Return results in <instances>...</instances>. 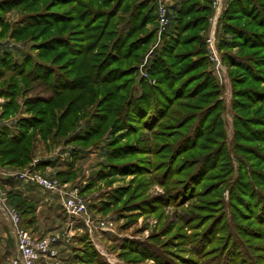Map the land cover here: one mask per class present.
Instances as JSON below:
<instances>
[{"label":"trees","instance_id":"obj_1","mask_svg":"<svg viewBox=\"0 0 264 264\" xmlns=\"http://www.w3.org/2000/svg\"><path fill=\"white\" fill-rule=\"evenodd\" d=\"M36 1L28 0L27 3L23 2V4L25 3L24 7L33 8ZM87 1L90 4L84 2L79 5L83 9L81 12H73V14H69V16L63 18L59 12L36 11L33 14H27L21 20L24 23V28L12 30L11 35L14 37L26 34L31 30L35 32L38 28L42 27L33 36L42 39L49 28L51 29L55 25L72 24L71 28H73L67 36L53 34L50 37L42 39V42H40L39 59H47L52 55L51 62H44V64L41 60L40 62L42 63L32 61L31 58L27 57L20 63H17L10 60L9 55L0 59V79H5L3 82L4 86L0 88V97L9 99V102L4 106L3 117L17 110L14 99L20 90L18 79L24 80L26 86L29 82L41 83L54 92V97L48 102L26 103V109H28L27 111L30 113V116L16 122V133L12 134L7 128L0 130V167L19 170L28 165L33 158L36 136L40 137L44 142H54L57 139L63 138L70 130L74 129L75 122L80 121L81 118H85V115L82 113L85 108H88L87 100H84L85 95L90 97L96 96L98 95V91H101L104 87L105 91L101 97V101H104L102 104L104 106L99 108L101 111H99L98 115L96 114L98 118L92 116L86 120L88 123L83 133L75 134L72 137L74 139L73 142L87 144L96 139L112 114L116 115V120L111 124L110 129L116 130V133L118 128H114V126L119 122L126 123L131 128L139 124L143 125L144 129L149 130L151 133L158 131L157 129L161 125V127L179 125V127L173 130L174 134L169 137L176 138L177 141L172 144L173 146L167 161L163 160L156 166L157 168L155 167V172L160 174V185L163 187L164 193L147 201L140 200L135 204L140 207L148 206L149 208L147 209H152V212L158 210L159 206L165 204L169 206L170 203L176 200L177 202L180 201L178 207L197 199L198 204H196L197 202L194 204L189 214L194 215L195 218L178 226V234L175 235H179V238L173 244L172 242L169 244L167 241L157 243L152 236L149 245L153 249L162 251L170 250L173 247L175 250H181L182 245L188 242V238L184 235L182 236L180 233L181 228H185L186 225L188 227L189 224H198L196 229L201 230L199 232L200 235L198 234L195 238L196 241L193 242L192 246L195 243H199V247H203L206 244L204 242L212 238L207 240L205 237L208 235L222 237L221 239H223L220 244L211 248L214 252L205 254L203 259L220 255L221 260L224 258L222 262L226 263L225 260L228 261L233 254L235 255L230 250L249 249L247 245L249 238L255 239L258 242L264 241V194L257 188V186H264V177L261 178L255 174L258 170H253L252 167L244 169V175L241 174L239 177L242 180L239 178L236 181L232 180L231 184L226 188L229 202L232 205L229 208L232 207L234 209L235 216L239 219H243L244 215L248 217L245 222L246 228L241 230L238 228L240 226L233 222L234 218H231L229 215V219H227L225 215L219 191L220 186L223 184H219L216 188H213V185L218 181H222V177L226 174L221 166L225 163H230L229 154H226V158L220 154L221 147H223L221 146L222 144H215L214 148H209L201 157L192 159L183 158L179 161L184 153L198 148V141L202 136V134H199L200 128L201 131H207L206 136H209L212 134L218 135L220 132L214 133L213 130L221 127L220 113L222 108L219 109L217 104L219 90L214 84L211 73L205 71V67L208 68L211 63L205 48L202 46L196 48L194 53L202 55L189 62H187L188 57L185 56L189 52L181 53L178 51L183 46L195 45L200 42L197 33L188 38L180 37L190 31L198 32V29L203 25L204 16L200 15V13L205 12L203 9L205 6L198 2L201 0H179L180 6L176 9V16L170 28L171 31L168 32L165 38V48L160 50L156 55L152 68L148 72L150 77L156 78V85L152 87L146 81H142L140 84L142 89L141 94L138 96L134 94L133 88L132 92L128 88L133 80L131 77L136 71L134 69L137 67L140 56L144 52L143 48L152 36V31L142 36L135 37V35L156 20L154 1L142 0L136 2L128 10L127 18L124 19L122 26L117 30L113 42L110 45L104 44V46H100V43L107 33L106 30L109 28L110 21L117 17V13L127 0H113L110 3L112 7L98 8V11L92 7V0ZM1 4L0 11H3L5 8H16L21 3L19 0H5ZM92 19L94 21L97 19L99 24L93 25L97 21L95 23L92 22V25L89 24ZM242 20H245V22L241 26H238L237 23ZM221 26L226 34H231L236 40L225 41L222 39L221 43H219L220 49L224 48L229 51L232 45H235L239 50L245 48L251 51L250 54L236 57L239 59L237 62L228 52H223L224 60L228 63H233L230 64L231 67L241 71L243 75L242 79L255 81V72H259V68L264 67V0H230L222 18ZM254 28L259 29L260 32L252 31ZM72 33L75 34L72 35ZM71 45H78V50L80 51L78 55L73 51ZM102 47H105L104 51L98 52V48L102 49ZM66 56L69 57L68 60L62 64H56L61 60L60 58L64 59ZM191 57L189 56V58ZM79 58L82 60L76 68L77 74L74 75V67L77 64L73 61L74 59L79 60ZM114 58H116L114 63L122 65L125 61H129L130 65H127L126 68L122 66L108 68L107 63H110L111 59ZM30 66L32 67L29 68ZM199 69H203L202 72ZM118 72L119 80L125 79V81L113 86L118 80ZM6 74L9 75L5 76ZM199 75H201L199 79H194ZM111 77H115V81ZM234 84H236L235 79L232 81L233 86ZM210 85L212 86L210 87ZM209 88L211 89L208 90ZM237 92L242 93L239 97L248 101L247 103L244 102L246 105L258 104L261 105L260 107H264V90L246 86L241 90L234 91V93ZM235 97L237 99L236 95ZM208 100L211 102L206 104L205 101ZM189 101H196L197 103L193 104ZM37 106L41 108H37ZM173 107L181 108L184 111L183 114H181L178 122L163 124V120L167 118ZM214 112L216 114L212 117ZM237 117L238 121L236 123L238 125L236 126L240 127L242 132L241 130H236L235 137L238 136L247 143L255 142L262 144V152L259 153L254 150L247 155L262 154V158H264V113H258L257 116L253 117L239 118L238 115ZM120 118L122 121H119ZM91 121L93 122L91 123ZM190 123L192 124L189 126L188 132L183 133L182 130ZM183 148L186 149L182 150ZM147 151L148 154L156 152L153 149ZM139 153L143 154L139 152V146L125 144L113 147L109 150L107 157L125 161L129 156ZM159 153L156 152L154 156L161 155ZM223 158L226 161L221 164L222 161L220 162V160H223ZM193 161L194 163H192ZM49 163L51 162H38L34 169L40 170V168L46 167ZM146 163L145 165V163H139L136 160L123 162L112 167L120 170H128L130 167V171L133 172L132 174L136 175V168L141 166L143 173H145L144 168L149 165L148 161ZM190 163L192 164L190 165ZM212 165L215 166L212 167ZM228 167L229 171L230 166ZM262 169H264V161H262ZM56 177L59 178L58 176ZM97 178L98 175L95 180ZM258 178H260V184H256L255 182ZM204 182H208V184L201 187ZM226 184H229L228 181ZM5 193L8 204L17 210L20 224L27 230V227L34 223L35 204L21 198L12 190H8ZM251 198L257 202L255 207L252 206L253 202H250ZM215 201H218V203L215 204L216 206H213L212 204ZM239 207L249 212V215L241 212ZM87 210L89 211L88 208ZM256 210H258L257 215L260 214L259 216L253 214ZM227 220H229V223ZM162 234H165V230H162ZM215 239H211L205 249H207L208 245L214 243ZM79 240L81 244H88L85 233L80 236ZM235 244L237 245L236 247L234 246ZM125 246L127 249H133L128 244ZM222 246H224V252L219 254ZM215 250L217 251L215 252ZM242 255L244 257L241 260V264H257L256 262L253 263L247 257V254ZM237 256L240 259V253ZM83 258L81 256V262L85 261V263H89L95 260L97 264H101L98 262L91 248L87 247V251L83 253ZM259 259L255 258L254 260ZM187 261L198 264L195 261L191 262L192 260ZM234 262L238 264L236 259Z\"/></svg>","mask_w":264,"mask_h":264},{"label":"rangeland","instance_id":"obj_2","mask_svg":"<svg viewBox=\"0 0 264 264\" xmlns=\"http://www.w3.org/2000/svg\"><path fill=\"white\" fill-rule=\"evenodd\" d=\"M3 1L5 0H0V5H2L1 3ZM27 1L28 0H19L21 4L18 7L9 9L5 8V10L0 11V59H3L9 55L11 58L10 60L17 63H20L27 57L31 58L32 61L40 62V42H42V39L50 37L53 34L67 36L69 31L73 30V28H71L72 24H60L55 25L51 29L49 28L42 39H38L39 37H33L35 34H37V32H39V30H41L42 27L38 28V30L35 32L31 30L21 36L16 35L13 37L11 35L12 30L24 28V23L21 21L23 16L27 14H33L36 11H48L59 12L61 14L60 16L63 18L69 16V14H73V12H81L83 9L80 8L79 5L83 4L84 2L89 3L87 0H37L33 8H28L24 7V4L27 3ZM112 1L113 0H92L91 5L98 11V8L112 7L110 4ZM138 1L142 0H127L124 2L123 7L117 13V17L110 21L109 28L106 30L107 33L100 43V46H104V44L110 45L113 42L116 37L117 30L122 26L124 19L127 18L128 10ZM153 1L155 4L154 15L156 20H154L153 23H150L140 33L135 35V37L142 36L145 33L152 31V36L148 39L149 41L147 42V45L143 48L144 52L141 54L137 67L134 69L136 71L131 77L133 80L131 81V84L128 88L131 89V92L133 88L134 94L137 96L141 94L142 89L140 84L142 81H146V83L152 87L156 85V78L150 77L148 72L152 68L156 55L160 52V50L165 48V38L168 32L171 31L170 28L172 21L176 16V9L180 6L179 0H159L160 3L166 8L169 18L168 26L164 30H160L156 13L159 1ZM214 1L215 0L198 1L200 4L205 6L203 8L205 12L200 13V15L204 16V23L198 29V32L190 31L185 35H182L180 38H188L189 36L197 33L200 38V42L195 45L192 44L189 46H183L178 51L181 53L189 52L187 55H185L188 58L189 56H192L189 59L187 58V62H189L190 60H195L202 55L194 53L196 48H200V46L205 48L207 56L211 62L208 68L205 67V71H209L214 79V84L219 90L217 104L219 109L222 108L220 113L221 129L217 127V129L215 128L213 132H220L221 134L219 133L218 135L212 134L206 136L207 131H201L200 128L199 134H202V136L198 141V148L188 153H184L179 161L183 158L192 159L201 157L209 148H214L215 144H222L221 146L223 147H221L222 150L220 154L223 157L225 156V158L226 154H229L230 163L223 164L226 161L225 158L220 160V162L222 161L221 164H223L221 167H223V170L226 172V174L222 177V181H218L215 185H213V188H216L219 184H223L220 186L219 191L220 199L223 201V208L226 213L225 215L227 216V219H229V215L231 218H234L233 222L239 225L240 227L238 228L242 230L246 228L245 222L248 217L247 215H244L245 217H243V219H239L237 216H235L234 209L232 207L229 208V206L232 205L229 202L226 188L231 184L232 180L236 181L241 174L244 175L243 171L244 169H248V167H252L253 170H258L257 173H255L257 176L261 178L264 177V173H262L264 171V169H262V161H264V158H262V154L251 156L247 155L254 150L259 153L262 152V144L255 142L247 143L246 141L240 139V137H235L236 130H241L242 132V129L236 126L238 125V123H236V121H238L237 115L239 118L257 116L258 113H264V107H260L261 105L258 104L246 105L245 103L248 101H245L243 98L239 97L242 93H234V91L241 90L246 86L264 90V67L259 68V72H255V81H246L245 78L242 79L243 75L241 74L240 70L231 67L230 64L233 63H228L224 60L223 52H228V54L231 55L237 62L239 59L236 57L245 56L246 54H250L251 51L245 48L243 50H239L235 45H232L229 51L224 48H219V43H221L222 39L225 41H233L236 40V38L232 37L231 34H226L222 30L221 26L222 18L226 9L228 8L230 0H222L219 11H216L215 9ZM23 2L25 3L23 4ZM93 19L89 24L92 22L95 23L96 21L97 22L95 24H92H99L97 19L96 21ZM244 22L245 20H242L238 22L237 25L241 26ZM252 31L257 33L260 32V30L256 28L252 29ZM73 34L75 33H72V35ZM71 47H73L72 49L76 55L80 53L78 50V45H71ZM104 48L105 47H102V49L98 48V52L104 51ZM51 57L52 55L49 58L43 59L41 61L43 63L51 62ZM60 59L61 60L56 64H62L68 60L69 57L66 56L64 59ZM76 60L74 59L73 61L75 64H77L74 67V75L77 74L76 68L80 65L79 63L82 59L79 58L77 62ZM115 61L116 58L111 59V62L107 63V67L115 68L122 66L126 68L127 65H130L129 61H125L122 63V65L119 63H114ZM31 67L32 66L29 68ZM199 70L202 72L203 69ZM8 75L9 74H6L5 76ZM200 76L201 75L195 77L194 79H199ZM70 78H72V76H70ZM111 78L115 81V77ZM234 79L236 84L233 86L232 81ZM4 80V78L0 79V88L4 86ZM118 80L113 86L125 81V79ZM18 82L20 83V90L14 99L15 104L17 105V110L15 112L3 117L4 106L7 104V102H9V99L0 97V130L7 128L12 132V134L17 132L16 122L22 118L30 116V113L27 111L28 109H26V103L48 102L54 97V92L50 91L41 83L29 82L26 86L24 84V80L18 79ZM211 86L212 85H210V87ZM210 89L211 88L208 90ZM186 90L188 89L186 88ZM104 91L105 88L103 87L101 91H98V95L96 96L90 97L85 95L84 100H87L88 104V108H85V110L82 112L85 115V118H81L80 121L75 120L77 122L74 124V129L70 130L63 138L57 139L54 142H44L40 137L36 136V139L34 140V152L32 160L28 165L19 169L23 170L29 168L32 166V164L35 168L36 164L41 161L51 162L47 164L46 167L40 168V170L37 171L45 176L55 177L60 183L66 184L69 189H75L77 193L84 199L86 206L89 209L88 212L93 218L106 219L113 223L112 232L101 233L99 235L97 234L92 241L87 237L88 244H81L79 238L83 232L75 231L73 235H71L72 237L70 236L68 242L66 243L67 245L65 244L66 246L62 250H57L59 255L57 259L59 262H62V264H97L95 260L90 261L89 263H85V261L81 262L80 258L81 256L83 258V253L87 251L88 247L94 251L98 262L101 264H194L188 262L187 260H192L191 262H198V264H236L234 262L235 259L238 264H241V260L244 257L242 254H247V257H249L253 263L256 262L257 264H264V241L258 242L252 238H249V241H247V245L250 250H230L231 252H234L235 255L233 254L234 256L232 255V257H230V255L229 260H225L226 263L222 262L224 258L221 260L220 255H214L208 259H203L205 254H211L214 252V250L211 248L217 244H220L223 239H221L222 237L219 238L208 235L205 237L207 240H209L211 237V239H217H215L214 243L208 245L207 249H205V247L211 239L209 241H205L204 243L206 244L203 245V247H199V243H195L192 246L193 242L196 241L195 238L201 231L196 229L198 224H189L188 227L186 225L185 228H181L180 233L182 236L184 235L186 238H188V242L182 245L181 250H175V248L172 247L170 250L160 251L153 249V247L149 245V241L151 240L152 236L157 243L167 241L169 244L170 242L173 244L177 238H179V235H175L178 234V226H181L188 220L190 221L191 219L195 218L194 215L189 214L191 213V209H193L194 204L196 202V204H198V199L187 204H183L179 207L178 205L180 201L177 202L176 200L175 202L170 203L169 206L166 204L159 206L158 210L155 212H152V209H147L149 208L148 206L140 207L139 205H136L140 200L147 201L150 198L160 196L164 193V189L160 185V174L156 173L155 169L157 168L156 166L160 164V162L163 160L167 161L173 146L172 144L177 141L176 138L169 137L174 134L173 130L179 127V125L170 127H161V125L157 129L159 132L156 131L157 133H151L149 130L144 129L145 127L143 125L141 126L139 124L138 126L131 128L130 126L128 127L126 123L119 122L114 126V128H118L116 133V130L113 131L110 129L111 124L116 120V115L112 114L96 139L87 144L73 142L74 139L72 137L75 134L83 133L84 128L88 123L86 120L90 119L92 116L98 118L97 115L100 113L99 111H101L99 108L104 106L102 105L104 101H101ZM235 95L237 96V99ZM189 102L193 104L197 103L196 101ZM208 102L211 101H205L206 104ZM37 108L41 107L37 106ZM183 112L184 111L181 108L173 107L167 118L163 120V124H173L174 122H178ZM214 114L216 113L214 112L212 117ZM119 121H122V119L120 118ZM92 122L93 121H91V123ZM191 124L192 123L187 125L182 130V132H188L190 129L189 126ZM117 125H119V127H117ZM202 126L204 125L202 124ZM125 144H135L136 146H139V152L143 154L139 153L137 155H131L125 161H122L118 158L111 159L107 157L109 150H111L113 147H119ZM186 148H183L182 150H185ZM152 149L156 150L157 153L160 152L159 154L161 155L154 156L156 152H153V154L150 152L148 154L147 150ZM138 158L140 159L138 160ZM136 160L139 163H145V165L147 164L146 161H148L149 165L144 168L145 173H143L142 166L136 168V175L132 174L133 172L130 171V167L128 170L114 169L112 167L114 165L122 164L123 162ZM192 163H194V161ZM192 163H190V165ZM72 164L74 165L71 167ZM214 166L215 165H212V167ZM228 166H230L229 171ZM0 170L14 169H5L0 167ZM260 170H262V172H260ZM97 175L98 178L95 180ZM259 180L260 178L255 181L256 184H260ZM227 181L229 184H226ZM206 184H208V182H204L201 187L205 186ZM0 185L6 192L7 189L4 187V184L1 181ZM257 188L262 194H264V186H257ZM250 202H253L252 206L254 207L257 205V202H255L253 198L250 199ZM217 203L218 201H215V203L212 205L216 206L215 204ZM15 211L17 212V210ZM240 211L249 215V212H246L245 209L240 208ZM257 213L258 210L254 211L253 214L255 216H259L260 214L257 215ZM227 221L229 223V220ZM70 224L73 225V228L76 227L74 225H77V223H72L70 221L68 222L67 227ZM4 230V223L0 218V235L5 232ZM162 230H165V234H162ZM61 231H63V228L57 227L45 233L47 235V233H61ZM248 232L251 233L250 231ZM126 244L131 246L133 249H127L125 246ZM234 246L236 247L237 245L235 244ZM223 248L224 246L220 248L219 254L224 252ZM12 251L13 250H11L7 244H5L3 247H0V264H4V262L12 256ZM216 251L217 250H215V252ZM239 253L240 256L242 255L240 259H238L237 256ZM255 258L260 259L254 260ZM53 262L55 261H45L41 264H55Z\"/></svg>","mask_w":264,"mask_h":264},{"label":"built area","instance_id":"obj_3","mask_svg":"<svg viewBox=\"0 0 264 264\" xmlns=\"http://www.w3.org/2000/svg\"><path fill=\"white\" fill-rule=\"evenodd\" d=\"M159 1V0H158ZM222 0H215L216 11L221 8ZM160 30L169 24L166 8L160 3L156 9ZM0 177L16 180L25 185H33L45 193L53 194L58 200L61 212L72 223L80 224L89 240L95 235L113 231V223L106 219H95L87 210L84 199L75 189H69L55 177L45 176L31 167L23 170H0ZM0 185V218L5 222L14 240L16 255L7 264H41L57 257L55 246L68 242L71 236L69 229L62 233H50L42 237H34L20 224L18 213L12 208L6 198V193Z\"/></svg>","mask_w":264,"mask_h":264},{"label":"crops","instance_id":"obj_4","mask_svg":"<svg viewBox=\"0 0 264 264\" xmlns=\"http://www.w3.org/2000/svg\"><path fill=\"white\" fill-rule=\"evenodd\" d=\"M0 181L4 184V187H6L7 191L12 190L16 192L17 195L20 196L21 198H24L27 201L35 204L34 223L27 227V231L32 236L34 237L45 236L46 235L45 232H49V230H52L57 227L63 228V231H61V233L65 232L67 229H69L71 235H73L75 231L85 233V230L80 224L74 225L76 226L74 228L73 225L71 224L67 227L68 222H70L71 220L68 219L66 216H64L63 213H61L58 201L57 199H55L56 197L53 194H49V193L46 194L45 192H43L42 190L38 189L33 185H25L22 184L21 182L12 179H6L0 177ZM3 223H4L5 232H3L0 235V247L1 246L3 247L5 246V244H7L9 248L13 250L12 256L9 257V259H7L4 262V264H7L8 261L16 255V251L14 246V240L9 233V229L4 221ZM66 243L63 244L58 243L55 246L56 250L59 249L62 250L67 245ZM58 257L59 255L57 251V257L53 260H48V261H55L53 263L62 264V262H59V260L57 259Z\"/></svg>","mask_w":264,"mask_h":264}]
</instances>
